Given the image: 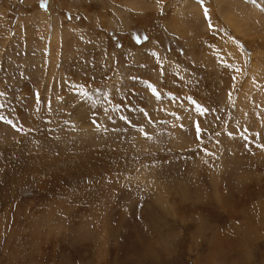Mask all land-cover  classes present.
<instances>
[{
    "label": "rangeland",
    "instance_id": "rangeland-1",
    "mask_svg": "<svg viewBox=\"0 0 264 264\" xmlns=\"http://www.w3.org/2000/svg\"><path fill=\"white\" fill-rule=\"evenodd\" d=\"M134 1L0 0V264H264V20Z\"/></svg>",
    "mask_w": 264,
    "mask_h": 264
},
{
    "label": "bare ground",
    "instance_id": "bare-ground-1",
    "mask_svg": "<svg viewBox=\"0 0 264 264\" xmlns=\"http://www.w3.org/2000/svg\"><path fill=\"white\" fill-rule=\"evenodd\" d=\"M260 1L261 0H239V3L237 4L236 7L232 6V4H234L232 2V4H228V6H232V7H226L224 8V10L220 9L221 12H220V16L222 18V20H224V22L226 23V25L228 27H231V29H233L234 31L236 32H242V31H249V30H252L253 28H255L258 24H261L262 21L264 20V13L262 12L261 8H262V4H260ZM235 2V0H234ZM263 2V0H262ZM135 4V6L137 8H139L140 4L142 2H139L138 0H135L133 2ZM264 3V2H263ZM127 5L130 4V2H126ZM159 4V3H158ZM183 5L180 7V10H184L187 8V5H188V0H185L184 3H182ZM222 6V5H221ZM222 8V7H221ZM219 10V11H220ZM40 12V11H39ZM176 12V11H175ZM177 16V14H176ZM176 16L174 17L175 19H172V25L175 24V22L177 21L176 19ZM43 21V20H42ZM168 21V20H167ZM206 21V20H204ZM207 23V22H206ZM46 24V23H45ZM171 24V23H170ZM188 25V24H187ZM48 26V25H47ZM180 26V25H179ZM204 26V25H203ZM183 28V30H180L179 32L184 34H192V32L188 31L185 29V25L183 26H180ZM189 27V26H188ZM175 28V27H174ZM177 28V26H176ZM187 28V27H186ZM56 29V28H55ZM177 30V31H178ZM244 33V32H243ZM46 34V33H45ZM44 34V35H45ZM183 36V35H182ZM188 38V37H187ZM208 48H212L211 50H207V52L204 53L202 59H203V62L204 63H207L208 65H211L213 64V60L211 58H214L216 59V55H213V53L215 52H218V53H221L222 56H219L222 58V61L223 60H231V61H234V62H237V61H240L239 59V55H238V49L237 47L235 46V43H233L231 40L230 41H227L225 40V43H221L219 47L215 48L214 45L212 46H209ZM159 57L160 54H159ZM162 59V57H161ZM42 61V60H41ZM172 62L173 61H169V64L168 65H172ZM219 63V61H216ZM224 64V63H223ZM220 66V64L218 65ZM254 66L256 68H252V75L254 76V80L252 81H248V82H244L243 83V86H246L251 88L252 86L255 87H258L259 88V91H257L258 93H261V96L263 97L264 96V62L263 61H259L257 63L254 64ZM236 81V80H235ZM242 86V89L240 91V93L243 95L242 96H245V93H250L252 91H245L247 87H243ZM253 89V88H252ZM256 89V88H255ZM255 91V90H254ZM239 93V95L237 96V100L235 101L236 103H239L241 102V99L243 100V98L240 96L241 94ZM241 99H240V97ZM256 97V95H255ZM250 98V97H249ZM260 98V97H259ZM225 103H229L230 101L232 102V97L231 96H226L225 98ZM247 100V99H246ZM254 100V99H253ZM244 101V100H243ZM257 101V100H256ZM246 101H244L245 103ZM224 103V102H223ZM250 104V103H249ZM238 105H236L238 107ZM244 106V105H243ZM242 107V106H241ZM250 109H253V108H250ZM254 111V110H253ZM187 114V113H186ZM254 114H255V111H254ZM188 115V114H187ZM253 115V114H252ZM240 116V115H239ZM245 116V115H243ZM242 116V117H243ZM248 118V117H247ZM177 119V118H176ZM257 119V118H256ZM246 120V119H245ZM180 121V120H179ZM178 128V126L176 127ZM187 130V129H186ZM224 130V129H223ZM175 131V130H174ZM183 132V131H182ZM179 133V132H178ZM174 134V133H173ZM185 135V134H183ZM174 136V135H173ZM178 142V141H177ZM215 179V178H214ZM221 179V178H220ZM217 180V179H216ZM214 182V181H213ZM212 183V182H211ZM149 184V183H148ZM218 184V183H217ZM213 185V184H212ZM218 186V185H217ZM221 186V185H220ZM225 189V188H224ZM222 191V190H221ZM219 194V193H218ZM210 196V195H209ZM222 197V195H221ZM223 199V198H222Z\"/></svg>",
    "mask_w": 264,
    "mask_h": 264
},
{
    "label": "snow or ice",
    "instance_id": "snow-or-ice-1",
    "mask_svg": "<svg viewBox=\"0 0 264 264\" xmlns=\"http://www.w3.org/2000/svg\"><path fill=\"white\" fill-rule=\"evenodd\" d=\"M205 15H207V13L205 12Z\"/></svg>",
    "mask_w": 264,
    "mask_h": 264
}]
</instances>
